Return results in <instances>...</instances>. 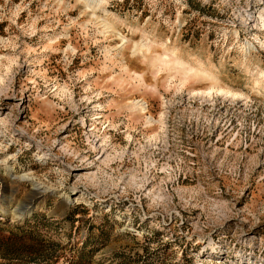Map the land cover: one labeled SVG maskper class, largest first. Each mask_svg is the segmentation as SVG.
<instances>
[{"label":"rangeland","instance_id":"1","mask_svg":"<svg viewBox=\"0 0 264 264\" xmlns=\"http://www.w3.org/2000/svg\"><path fill=\"white\" fill-rule=\"evenodd\" d=\"M25 221L53 264H264V0H0L2 234Z\"/></svg>","mask_w":264,"mask_h":264},{"label":"trees","instance_id":"2","mask_svg":"<svg viewBox=\"0 0 264 264\" xmlns=\"http://www.w3.org/2000/svg\"><path fill=\"white\" fill-rule=\"evenodd\" d=\"M21 228L19 233H11L4 236L0 229V264H53L56 261V247L60 244L39 239L35 228L24 222L23 225L15 226ZM83 252L79 251L76 258L68 259L66 264H85Z\"/></svg>","mask_w":264,"mask_h":264},{"label":"bare ground","instance_id":"3","mask_svg":"<svg viewBox=\"0 0 264 264\" xmlns=\"http://www.w3.org/2000/svg\"><path fill=\"white\" fill-rule=\"evenodd\" d=\"M97 1V0H96ZM90 3V2H89ZM99 3V2H98ZM92 6H93V4H92ZM96 6V5H95ZM86 7H87V5H86ZM91 7V6H90ZM92 8V7H91Z\"/></svg>","mask_w":264,"mask_h":264}]
</instances>
